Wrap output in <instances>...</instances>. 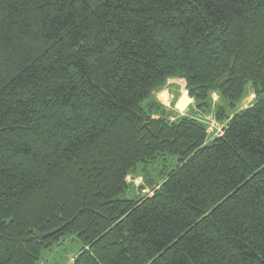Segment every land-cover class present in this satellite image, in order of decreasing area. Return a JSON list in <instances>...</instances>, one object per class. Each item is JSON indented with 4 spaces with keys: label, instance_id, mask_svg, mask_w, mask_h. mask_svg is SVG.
<instances>
[{
    "label": "trees",
    "instance_id": "trees-1",
    "mask_svg": "<svg viewBox=\"0 0 264 264\" xmlns=\"http://www.w3.org/2000/svg\"><path fill=\"white\" fill-rule=\"evenodd\" d=\"M65 239L63 264H264V0H0V264Z\"/></svg>",
    "mask_w": 264,
    "mask_h": 264
},
{
    "label": "rangeland",
    "instance_id": "rangeland-1",
    "mask_svg": "<svg viewBox=\"0 0 264 264\" xmlns=\"http://www.w3.org/2000/svg\"><path fill=\"white\" fill-rule=\"evenodd\" d=\"M172 86L174 87L177 85H172ZM174 89L176 91H178L177 92L178 95L174 96V98L173 97L171 98V96L166 97V94L161 95L162 103H164L166 106L168 104L170 105L169 109L166 108V111L171 113L169 115V120H174L175 117H177V116H188V115H190V111L193 109V106H194V104L192 103L193 101L190 103V106H188L189 104L187 106L184 105L183 101L179 102V100H181L180 99V96H181L180 93L181 94H182V92L184 94H186V93L183 90L181 91V88H179V87H176ZM179 91H180V93H179ZM186 96H187V94H186ZM251 98L252 97L249 95L242 102V104H240V108L247 107L248 104L250 103ZM188 99L192 100L190 97H188ZM212 99L214 101H216L217 100L216 95H212ZM171 100H172V102H171ZM184 106H186V107H184ZM204 122H206V124L208 126V132L210 133V137L217 136V135L221 134L223 125L218 124V123L215 124L216 122L214 121L212 116H206L204 118ZM126 181H127V183L131 184V187L128 191L129 197H132V196H134V197L139 196L140 197V196L145 195V194H150L149 188L146 187V185L144 183L143 175L141 173L127 177ZM79 247H80L79 242L75 241L73 244H70V242H67V239H65L64 242L62 243V245L60 246L61 252L58 248H54V249L51 248V252L46 251L43 253V256H42L43 259H42L41 264H52L51 260H54V261L60 260L61 261L60 264L70 263V262H72L73 257H74L73 253H76L78 251ZM62 256H64L63 259H61Z\"/></svg>",
    "mask_w": 264,
    "mask_h": 264
},
{
    "label": "crops",
    "instance_id": "crops-1",
    "mask_svg": "<svg viewBox=\"0 0 264 264\" xmlns=\"http://www.w3.org/2000/svg\"><path fill=\"white\" fill-rule=\"evenodd\" d=\"M172 85H178L179 86V88H181V86H180V84L176 81V80H169L168 82H167V85H166V87H164L161 91H158V92H156L155 94H154V96H155V99L166 109H169L170 107V105L168 104L167 106L164 104V103H162V100H161V95H164V94H166V97L168 96H171V98L173 97L174 98V96H176V95H178L177 94V92L178 91H176L174 88H176V86H172ZM182 91V90H181ZM179 93H180V91H179ZM180 99L181 100H179V102L180 101H183V103H184V105H188V106H190V103L193 101V100H189L188 99V97L186 96V94H184L183 92H182V94L180 93ZM171 102H172V100H171ZM175 103V102H174ZM193 103V102H192ZM176 105V104H175ZM174 105V106H175ZM186 106H184V107H186ZM174 108V107H173ZM196 112V111H195ZM200 116L201 115H199V114H197V117L198 118H200ZM215 123V122H214ZM215 124H217V123H215ZM223 127V126H222Z\"/></svg>",
    "mask_w": 264,
    "mask_h": 264
},
{
    "label": "water",
    "instance_id": "water-1",
    "mask_svg": "<svg viewBox=\"0 0 264 264\" xmlns=\"http://www.w3.org/2000/svg\"><path fill=\"white\" fill-rule=\"evenodd\" d=\"M55 232H57V230L56 231H52L50 233H46V234L39 235L38 238H39V240L45 239V238L53 235Z\"/></svg>",
    "mask_w": 264,
    "mask_h": 264
}]
</instances>
